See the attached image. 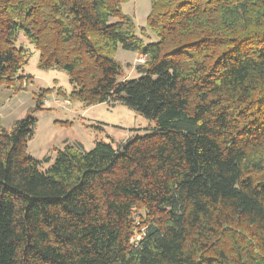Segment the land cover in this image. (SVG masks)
Listing matches in <instances>:
<instances>
[{"label":"trees","instance_id":"16d2710c","mask_svg":"<svg viewBox=\"0 0 264 264\" xmlns=\"http://www.w3.org/2000/svg\"><path fill=\"white\" fill-rule=\"evenodd\" d=\"M126 1L0 0V92L29 80L19 32L70 84L0 127V264H264V0H148L141 28ZM118 49L143 58L135 78ZM52 93L153 127L36 160Z\"/></svg>","mask_w":264,"mask_h":264},{"label":"rangeland","instance_id":"374dc122","mask_svg":"<svg viewBox=\"0 0 264 264\" xmlns=\"http://www.w3.org/2000/svg\"><path fill=\"white\" fill-rule=\"evenodd\" d=\"M123 13L129 16L137 28L145 26L146 15L149 12L148 0H127L122 6ZM16 47L24 48L30 57L28 63L20 72L29 77L28 83L19 93L12 95L10 90L2 89L0 92V125L7 129L9 123L20 120L32 109L33 94L40 89L60 88L66 93L70 84L66 74L57 70L41 71L36 67L38 53L25 39L21 32L16 36ZM115 61L122 65V78L133 79L136 76L135 66L143 62V58L136 53L118 49ZM54 100L59 101L58 104ZM62 100L54 93L45 101L44 107L49 111L35 112L32 117L36 119V128L33 139L28 143V153L35 159V151L45 146L49 140L55 142L60 148L64 141L69 144H80L85 151L93 147L95 141L111 144L116 148L127 139L143 136L153 127L151 121L145 120L137 113L123 106L109 107L99 104L89 108L82 107L78 102H71L61 106ZM55 121H69L70 127H60ZM97 126L98 129L91 127ZM53 129V130H52ZM48 139V141H46ZM53 154V153H52Z\"/></svg>","mask_w":264,"mask_h":264},{"label":"crops","instance_id":"0c3cea01","mask_svg":"<svg viewBox=\"0 0 264 264\" xmlns=\"http://www.w3.org/2000/svg\"><path fill=\"white\" fill-rule=\"evenodd\" d=\"M1 123V121H0ZM12 122L9 123V125L11 124ZM11 126V125H10ZM1 128H3V126L0 125ZM5 129V128H4ZM53 130V129H52ZM48 141V139L46 140ZM50 142H48L45 146L43 145L42 148L38 149L35 151V159L36 160H41L43 159L44 157L46 156H49L51 155V150L54 149L56 146L54 145L55 142H51V139L49 140ZM85 150V149H84ZM87 151V150H86Z\"/></svg>","mask_w":264,"mask_h":264},{"label":"built area","instance_id":"2783aa9c","mask_svg":"<svg viewBox=\"0 0 264 264\" xmlns=\"http://www.w3.org/2000/svg\"><path fill=\"white\" fill-rule=\"evenodd\" d=\"M58 102H59V101L54 100V103L58 104ZM44 103H45V102H44ZM60 104H61V106H67V105H69L68 101H64V100H63ZM58 105H59V104H58Z\"/></svg>","mask_w":264,"mask_h":264}]
</instances>
